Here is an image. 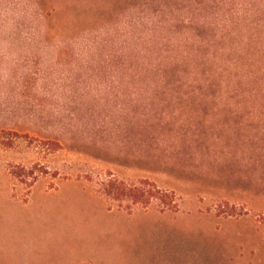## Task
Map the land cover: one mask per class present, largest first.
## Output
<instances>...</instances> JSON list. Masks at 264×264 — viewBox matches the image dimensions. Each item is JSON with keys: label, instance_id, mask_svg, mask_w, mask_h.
<instances>
[{"label": "rangeland", "instance_id": "374dc122", "mask_svg": "<svg viewBox=\"0 0 264 264\" xmlns=\"http://www.w3.org/2000/svg\"><path fill=\"white\" fill-rule=\"evenodd\" d=\"M148 37L264 42V0H0V264H264V114L135 84Z\"/></svg>", "mask_w": 264, "mask_h": 264}, {"label": "trees", "instance_id": "16d2710c", "mask_svg": "<svg viewBox=\"0 0 264 264\" xmlns=\"http://www.w3.org/2000/svg\"><path fill=\"white\" fill-rule=\"evenodd\" d=\"M146 45L149 51L143 56L142 68L133 70L135 84L190 89L196 101H235L249 106L254 114H264V53L251 51L263 47V41L255 37H148ZM224 47L243 52H216ZM101 187L107 200L127 204V210L138 205L147 209L158 202L161 212L177 211L175 195L147 180L126 184L110 175ZM256 224L264 233V214Z\"/></svg>", "mask_w": 264, "mask_h": 264}]
</instances>
